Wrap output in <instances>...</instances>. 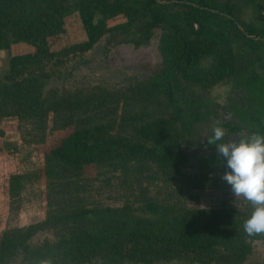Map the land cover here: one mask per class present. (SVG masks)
<instances>
[{"label": "trees", "instance_id": "16d2710c", "mask_svg": "<svg viewBox=\"0 0 264 264\" xmlns=\"http://www.w3.org/2000/svg\"><path fill=\"white\" fill-rule=\"evenodd\" d=\"M160 1L168 4L155 0H0V50L18 43L31 48L29 53L11 57L14 73L0 81V121L15 119L23 131L29 126L45 140L80 114L115 115L122 101V115L137 111L131 121L137 124L138 136L137 142L118 137L94 140L88 130L77 129L52 146L43 156L41 171L50 181L46 215L38 223L1 234L2 264H245L252 243L264 244V234L248 236L243 230L252 208H192L149 197L143 188L144 180L152 181L159 173L174 177L172 169L188 162L181 145L199 143L197 127L212 113L210 103L199 96L201 91L207 93L232 80L238 85L235 100L243 96L248 101L245 109L231 106L238 122L220 125L226 130L223 142L239 141L255 132L264 134V91H258L264 79V0ZM246 6L254 12L249 24L241 17ZM73 14L80 19L85 40L52 51V40L66 33L65 19ZM157 30L162 62L149 67L150 77L138 94L128 88L99 93L46 90L52 74L43 68L45 63L61 65L108 35L113 39L132 35L130 43L135 47L147 45ZM204 60L211 61L208 68L201 66ZM158 98L171 107L167 117L163 107L155 104ZM212 134L211 129L209 137ZM205 143L216 152L207 139ZM205 162L226 166V161L213 155ZM153 163L157 171L145 175L144 165ZM93 167L105 169L100 176L117 179L124 191L119 205L91 206L88 202L91 184L110 183L79 177ZM69 172L74 174L69 176ZM178 177L185 180L177 171L174 178ZM21 188L20 175H10L11 203L18 201ZM46 230H54L56 240L32 244L34 236Z\"/></svg>", "mask_w": 264, "mask_h": 264}, {"label": "rangeland", "instance_id": "374dc122", "mask_svg": "<svg viewBox=\"0 0 264 264\" xmlns=\"http://www.w3.org/2000/svg\"><path fill=\"white\" fill-rule=\"evenodd\" d=\"M241 17L245 23L249 24L254 21V12L246 6L242 9ZM64 27L66 33L52 40V51H60L85 40L77 14L67 17ZM132 38V35L115 39L109 35L104 36L91 50L84 54L70 55L61 65L53 62L45 63L43 68L52 74L46 90L92 89L93 92L99 93V90L112 92L128 88L138 94L139 88L146 84V80L150 77L149 67L161 65L160 31H155L151 41L140 47L130 43ZM29 52L31 48L23 43L12 44L10 48L0 50V81H4L14 73L10 67L11 57ZM210 64L211 61L204 60L201 66L208 68ZM257 71L261 72V69ZM258 89V91H264V79ZM237 90L236 82L228 80L217 84L207 93L201 91L199 96L205 100V103H210L212 113L208 120L201 122L197 127L196 138L199 143H182L181 145V153L187 154L188 162L183 166L178 164L176 171L172 169L174 177L178 171L185 180H182L183 177H161V173L152 181L144 180L147 187L143 186V188L147 189L149 197L178 202L192 208L212 209L225 205H230L239 211L252 208L242 200H234L230 186L220 179L226 166L205 162L210 156H217V153L209 150L205 143L211 135L213 122L219 121L220 125L237 123L238 120L232 113L231 106H239L243 109L249 107L245 97L242 96L240 101L235 100ZM120 104L122 101L118 102L115 115H106L100 111L91 116L80 114L76 121L70 122L62 130L52 132L46 136L45 140L30 130L29 126H26V132L23 131V127L19 126L15 119L0 121V237L9 228L38 223L45 217L48 210L46 195L50 181L41 175L43 156L66 135L74 130L82 129L88 130L94 140L118 137L132 142L138 141L135 129L137 124L131 121L137 111L134 108L130 113L122 115L123 107ZM155 104L157 107H163L162 110L167 113L166 117L172 111L162 98H158ZM10 150L15 151L11 153ZM177 158L180 156L178 155ZM144 168H146L145 175L148 174V176L157 171L154 163L144 165ZM104 170L102 167L88 168L80 172L79 177L85 180L100 178L101 184L110 182L103 186L98 182L91 184L87 190V196L91 206L114 207L121 203V195L124 191L117 185V179L114 177L100 176V172ZM12 174H19L21 177V194L15 203H11L8 196V179ZM67 174L72 176L74 172ZM123 188H125L124 185ZM137 189V186L133 189V198L137 196ZM56 238L54 230H46L37 233L32 239V244L38 245L44 241L54 242ZM263 261L264 244L261 241H255L252 243V253L245 264H261ZM153 264L191 263L172 261Z\"/></svg>", "mask_w": 264, "mask_h": 264}, {"label": "clouds", "instance_id": "9594fccd", "mask_svg": "<svg viewBox=\"0 0 264 264\" xmlns=\"http://www.w3.org/2000/svg\"><path fill=\"white\" fill-rule=\"evenodd\" d=\"M208 145H214L219 160L226 161L220 179L230 186L234 200L250 205L251 215L245 219L243 230L248 236L264 234V134L258 132L239 141L223 142L225 129L213 122Z\"/></svg>", "mask_w": 264, "mask_h": 264}, {"label": "water", "instance_id": "95a60500", "mask_svg": "<svg viewBox=\"0 0 264 264\" xmlns=\"http://www.w3.org/2000/svg\"><path fill=\"white\" fill-rule=\"evenodd\" d=\"M155 1H156L157 3H160V4H168V2H165V1H160V0H155ZM181 3H183V4H188V5H191V6H194V4H192V3H185V2H181ZM200 9H202V10H204V11H208V12L213 13V14H217V13H218L216 10H212V9H207V8H200ZM220 15H223V14H220ZM225 16H226V18L232 20V18H231L230 16H227V15H225ZM235 25L237 26V28H238L240 31L243 30L242 27H241L237 22H235ZM195 30H196V31L198 30V25H195ZM247 37H249V36H247Z\"/></svg>", "mask_w": 264, "mask_h": 264}]
</instances>
